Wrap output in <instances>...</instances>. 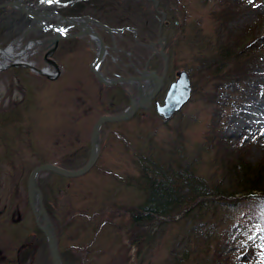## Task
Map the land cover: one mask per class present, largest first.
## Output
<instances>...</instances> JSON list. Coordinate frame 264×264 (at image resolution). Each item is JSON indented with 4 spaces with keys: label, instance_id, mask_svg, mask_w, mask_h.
<instances>
[{
    "label": "rangeland",
    "instance_id": "rangeland-1",
    "mask_svg": "<svg viewBox=\"0 0 264 264\" xmlns=\"http://www.w3.org/2000/svg\"><path fill=\"white\" fill-rule=\"evenodd\" d=\"M161 3L167 7L164 10L171 22L163 27L162 36L170 46L173 66L191 72L192 94L165 123H159L151 114L104 123L97 159L84 174L72 178L49 172L39 174L43 203L52 207L51 222L62 264H204V231L210 237V249L226 224L219 225L218 216L227 217L229 210L220 212L213 205H203L186 218L155 225L152 237L143 242L138 253L139 248L131 244L134 237L128 229L132 226L123 209L138 206L142 200V190L136 183V156L150 150L163 162L175 165L183 160L197 175L217 180L214 153L206 143L208 127H222L231 148L246 146L245 159L249 162L264 156V0ZM130 6L131 1H109L111 16L117 19L122 17L118 10ZM133 6L139 7V15L130 12L125 19L142 27L139 36L147 43V39L155 37L157 17L144 0H134ZM173 18L177 26L172 24ZM17 35L18 32L0 33V46ZM44 36L37 32L29 36L26 32L15 46L19 48L27 40H41L47 37ZM240 40L247 42L246 49H239ZM58 43L64 44L63 40ZM72 44L71 48L75 46ZM82 46L66 52L57 46L52 58L60 72L53 80L24 68L0 70V208L6 205L11 206L10 211L17 210L7 232L16 233L12 249L27 242L24 248L28 256L20 259L23 264H49L45 241L26 203L28 171L42 162L65 168L81 165L87 156L94 120L126 105L124 98H113L117 96L114 89L99 87L93 80L88 71L93 52ZM46 47V43L33 44L31 49L28 59L38 68L45 65ZM142 50L149 53L151 49L143 46ZM173 54L190 63H181ZM149 62L150 68L159 67L156 57ZM219 78H226L227 84L215 87ZM205 96H211L210 100ZM10 211L3 212L0 221ZM6 227H2L4 231ZM248 236L222 245L221 250L238 254L236 258L242 264L264 263V224ZM141 239L144 240L141 236L135 240L138 246ZM4 245V240L0 241V247ZM249 251L255 253L251 258ZM126 256L129 258L124 262ZM9 257L6 251L5 259Z\"/></svg>",
    "mask_w": 264,
    "mask_h": 264
},
{
    "label": "trees",
    "instance_id": "trees-1",
    "mask_svg": "<svg viewBox=\"0 0 264 264\" xmlns=\"http://www.w3.org/2000/svg\"><path fill=\"white\" fill-rule=\"evenodd\" d=\"M251 39L252 37L248 41ZM239 44V49L242 46L247 48V42L242 43L240 40ZM242 51L244 50H240L241 53ZM210 69L214 71L215 67ZM220 78L215 87L220 86L223 80ZM207 97L204 98L210 100L211 96ZM206 143L207 148L212 149L214 153L212 163L215 166L214 173L218 172L217 180L197 175L183 160L176 161L175 165L172 161L163 162L150 150L136 156V183L138 189L142 190V200L139 207H127L123 210L129 215L128 223L132 228L128 230L134 237L130 242L135 248H139L137 253L143 242L147 243L152 237L155 225L174 221L178 217L186 218L203 205H213L216 211L229 210L231 214L227 217L218 216V224H226L220 233L222 240L217 238L210 249L211 240L207 230L204 231V252L201 258L204 264H242L236 258L238 254L223 252L221 246L248 238L252 231L264 224V156L249 162L245 159L247 147L234 145L235 148H231L229 138L222 133V127H208ZM44 206L51 218L52 207L45 201ZM233 225L235 226L232 230ZM140 236L144 240L141 239V245L138 246L135 240ZM254 255L253 251H249L250 258ZM128 258L129 256H126L124 262ZM171 263L174 261L167 264Z\"/></svg>",
    "mask_w": 264,
    "mask_h": 264
},
{
    "label": "flooded vegetation",
    "instance_id": "flooded-vegetation-1",
    "mask_svg": "<svg viewBox=\"0 0 264 264\" xmlns=\"http://www.w3.org/2000/svg\"><path fill=\"white\" fill-rule=\"evenodd\" d=\"M6 1L11 0H0V3ZM109 1L110 0H54V2L50 4L47 2V0H22L21 3L26 8L32 9L36 12L50 10L59 13L62 17L75 19V25L63 22H58L57 24L63 31L70 33L80 32L85 34L60 39L63 40L64 43L63 45H59V43L57 45L61 51L66 52L70 49L79 48V45H83L85 48L92 51L94 55L99 50V43L96 38L90 37V35L87 33V30L94 31V33L99 36L101 42L104 45V55L102 56L98 65L99 73L107 79H114L119 76L136 77L135 81L133 79L124 80L110 86H106L101 83H99V85L114 89L116 92L115 95L117 96L113 98L116 100L119 98H124V100H126V105L124 107H126L130 102L137 101L139 99V95H141L142 102L145 103L147 101L148 106L147 108L136 109L134 115L148 117L147 114H153L158 119L159 116L155 112L154 105L156 103H162L165 91L168 85L175 79L178 68L173 66L174 64L171 62V55H169L168 52V48H170V46L167 45L166 38L163 37V51L167 56L166 66L165 69H163V61L158 53V44H151L149 46L151 49L149 53H145L144 50H142L143 46L146 47V44L154 42L156 40V36L151 40L147 39V43H145L144 37L139 36L142 27L139 24L134 25L125 19V16H128L130 12H136L139 15V7L133 6L134 0H130L132 4V6H130L131 8L127 7L129 9L118 10V14L122 16L118 17V19L115 16H111ZM158 7L162 10L165 8L167 9V7H163L161 0H158ZM164 12V27H166L168 24H171V22L167 21V13L165 10ZM33 18H35V15H25V13H20L19 9L17 8L15 11L9 6H4L0 8V33L10 35L11 33L18 32L17 36H23L24 31L29 27V24ZM47 23H54V20H49ZM172 24L177 26L178 21L173 18ZM105 27L110 30H106ZM41 31L28 30L27 33L29 36H32L33 32ZM72 42L75 43L73 48H71L73 45ZM173 55L174 59H178L181 63L184 62L186 65L187 63H190L187 58L183 60L180 56H177V54ZM153 57H156L159 61V67L157 69L150 68L149 61ZM170 65L174 67V69H172ZM144 70L147 72L154 71L156 76L161 78L158 90L152 97H149V92L151 91L152 87L156 85V81L141 79L140 75ZM186 73L190 80V72L187 71ZM140 90H142V94L139 93ZM161 122L164 123L165 121L161 120ZM10 207L11 206L7 207L6 205L2 206L0 208V217L3 212L8 211V209L10 211L12 209ZM15 207L17 206L15 205ZM16 211L17 210L15 208V212L10 211L8 214H5L2 216L3 218L0 221V241L4 240L5 242L4 248L0 247V264H23L20 262V259H24V257L28 256L24 248L28 246L27 242L22 244L19 249H12V244L15 242L16 233L12 231L11 233L7 232L8 229L12 228L9 224L12 221V214L17 213ZM6 225L7 230L4 231L2 227H5ZM6 251H8L11 256L9 259H5Z\"/></svg>",
    "mask_w": 264,
    "mask_h": 264
},
{
    "label": "water",
    "instance_id": "water-1",
    "mask_svg": "<svg viewBox=\"0 0 264 264\" xmlns=\"http://www.w3.org/2000/svg\"><path fill=\"white\" fill-rule=\"evenodd\" d=\"M150 1H153V6L156 7L157 0H150ZM0 6H2V4H0ZM157 12L161 16L157 27V34L159 35V29L161 27L164 18V13L158 10ZM161 40L162 38H158L159 42ZM99 58L100 55H98L94 59L95 62L93 63L95 67H96V61ZM163 58L165 59V56H163ZM48 62L51 63L53 67L56 69V65L52 61L48 60ZM16 65L32 68L28 64L23 62L9 63L5 67L16 66ZM32 69L35 70L37 73H42L41 70H38L36 68H32ZM92 69L96 77L102 81V78L95 72V68L92 67ZM188 92H189V87H188L187 78L184 75V73H179L178 80L176 81V83H174L171 86L167 94L165 104L161 108L160 112L162 113V115L165 117L168 116L174 110L175 107L177 108L182 102H184V100L188 96ZM138 106H142V104L140 103L130 104L127 109H125L123 112L117 115H100L99 117H97L89 132L87 157L80 166L76 168H64L51 162H44L34 165L28 171L25 179L26 202L32 214L34 225L45 240L50 264H61V261L58 252L56 233L52 225V222L48 216V213L44 208L42 193L37 183L38 175L42 172H49L61 177L69 178V177H76L87 172L94 164L98 156L99 130H100L99 126L106 121H117L130 117L132 112Z\"/></svg>",
    "mask_w": 264,
    "mask_h": 264
},
{
    "label": "bare ground",
    "instance_id": "bare-ground-1",
    "mask_svg": "<svg viewBox=\"0 0 264 264\" xmlns=\"http://www.w3.org/2000/svg\"><path fill=\"white\" fill-rule=\"evenodd\" d=\"M94 40V39H93ZM5 52H8V53H10V51L9 50H5ZM4 51H2V53H0V54H4L5 53ZM31 52H32V50H31ZM24 54H26L27 53V49H24V52H23ZM6 55V53L4 54V55H2V57H0V59L3 61L4 59H6L5 57H7V56H5Z\"/></svg>",
    "mask_w": 264,
    "mask_h": 264
},
{
    "label": "snow or ice",
    "instance_id": "snow-or-ice-1",
    "mask_svg": "<svg viewBox=\"0 0 264 264\" xmlns=\"http://www.w3.org/2000/svg\"><path fill=\"white\" fill-rule=\"evenodd\" d=\"M47 2L51 4L54 2V0H47Z\"/></svg>",
    "mask_w": 264,
    "mask_h": 264
}]
</instances>
